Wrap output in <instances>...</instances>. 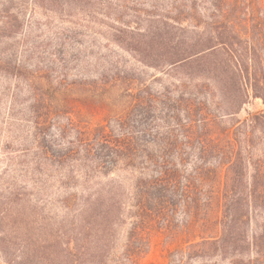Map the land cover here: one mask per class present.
I'll list each match as a JSON object with an SVG mask.
<instances>
[{
	"label": "rangeland",
	"instance_id": "rangeland-1",
	"mask_svg": "<svg viewBox=\"0 0 264 264\" xmlns=\"http://www.w3.org/2000/svg\"><path fill=\"white\" fill-rule=\"evenodd\" d=\"M172 2L0 0V211H20L24 222L34 217L59 221L66 216L62 203L70 195L110 188L118 206L116 256L123 254L131 223L140 218L146 245L130 264H176L177 252L187 245L217 236L216 201L187 224L172 226L153 219L142 226V210L133 207L143 174H151L143 170L145 149L196 141L185 139L181 128L167 119L176 100L184 95L197 103L210 102V114L218 115L212 104L219 103V94L207 87L206 78L188 79L184 71L153 57L142 59L134 51L142 49L134 42L157 36L148 26ZM263 110L261 100L250 99L232 123ZM218 122L208 129L210 136L233 125L230 118ZM102 127L114 145L126 148L111 151L107 171L96 166L93 146V135ZM262 220L261 214L253 218L249 234ZM10 223L0 228L9 245L0 264L4 257L24 264L23 230ZM229 261L212 256L188 264Z\"/></svg>",
	"mask_w": 264,
	"mask_h": 264
},
{
	"label": "trees",
	"instance_id": "trees-1",
	"mask_svg": "<svg viewBox=\"0 0 264 264\" xmlns=\"http://www.w3.org/2000/svg\"><path fill=\"white\" fill-rule=\"evenodd\" d=\"M156 18L147 31L154 30L157 36L134 42L142 45L134 51L142 59L153 57L184 71L188 79L206 78L220 101L212 104L218 115H211L210 102L197 103L184 95L176 100V110L167 119L181 128L185 139L196 141L156 144L151 152L145 149L143 170L151 174H143L133 207L142 210V226L146 219L172 226L178 221L187 224L216 201L217 236L187 245L177 252L176 264L212 256L229 257V264H264V220L249 234L253 218L264 217V110L232 123L250 99L264 104L263 0H173L168 12ZM159 52L157 58L153 56ZM224 118L233 125L215 132L216 140L208 129L218 127ZM93 142L96 166L105 171L110 168L111 151L126 149L114 145L103 127L93 135ZM62 208L64 218L39 222L35 217L24 222L20 211L12 214L11 208L0 211V228L12 222L23 230L24 264H130L146 245L136 217L123 254L116 256L118 206L110 188L70 195ZM3 235L4 230L0 254L7 255L9 245Z\"/></svg>",
	"mask_w": 264,
	"mask_h": 264
}]
</instances>
